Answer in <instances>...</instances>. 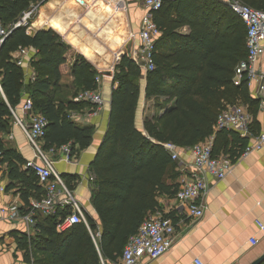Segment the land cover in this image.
I'll list each match as a JSON object with an SVG mask.
<instances>
[{"label": "trees", "instance_id": "trees-1", "mask_svg": "<svg viewBox=\"0 0 264 264\" xmlns=\"http://www.w3.org/2000/svg\"><path fill=\"white\" fill-rule=\"evenodd\" d=\"M238 1L264 10V0ZM29 2L0 0V21L4 25L10 24L8 20L16 21ZM215 3L224 11L201 22L190 21L191 31L181 41L172 31L184 21L161 26L165 38L173 40L172 49L164 54L158 48L154 51L155 67L145 76L144 93L147 99L164 96L165 102L174 100V106L145 118L142 129L136 123L142 72L130 56H122L113 77L118 86L111 94L108 129L90 165L96 184L92 203L100 220L99 237H92L90 232L94 234L97 226L87 214L88 227L80 222L59 232L57 224L70 210L56 207L36 223L38 236L31 242L41 254L34 258L33 264L118 262L126 242L150 213L158 210L168 218L156 197L175 196L179 182H175V175L172 182H166V175L172 172L176 161L162 143L187 147L213 134L212 155L227 154L236 160L250 137L258 134L259 99L250 93L244 76L239 84L234 83L235 66L246 56L245 25L226 5ZM154 22L159 26L156 17ZM19 47H33L38 55L33 62L35 78L25 88L33 107L48 120L44 148L57 149L67 143L81 147L90 143L91 127H79L69 118L87 101H69L62 106L49 95L51 87L57 89L59 66L70 48L52 29H40L29 35L26 27H17L0 45V85L5 97L0 95V131L6 129L11 109L21 99L22 70L8 55ZM74 70L82 80L81 90L96 88V71L89 62L78 59ZM234 104L243 105L250 115V136L242 137L232 130L214 132L219 112ZM0 149L2 162L12 156L16 161L12 166L24 163L14 150L5 149L1 141ZM27 170L41 188L36 175Z\"/></svg>", "mask_w": 264, "mask_h": 264}, {"label": "crops", "instance_id": "crops-1", "mask_svg": "<svg viewBox=\"0 0 264 264\" xmlns=\"http://www.w3.org/2000/svg\"><path fill=\"white\" fill-rule=\"evenodd\" d=\"M216 1L229 8L227 0H164L162 7L152 14L153 21L156 17L160 26L155 22L160 30L155 40V51L158 48V52L164 54L172 49L173 40L171 37L165 38L161 27L163 23L184 21L172 31L177 34V40L181 41L180 38L188 36L191 31L190 21L201 22L210 15L215 16L224 11L223 7L219 8L216 5ZM132 2L130 0H34L33 2L31 0L28 7L20 13L21 17L24 12L32 10L30 25L26 28L27 34L32 35L40 29H52L70 47L64 54L65 61L59 66L60 79L57 89L51 87L49 91V95L58 104L67 106L69 101L75 102L73 100L75 93L83 91L80 75L74 70V64L78 61L77 56L89 62L96 71L95 78L100 79V94L104 101L102 108L98 110L96 106L85 102L81 108L73 111L78 114V117L70 118L79 127H91L90 143L81 147L78 144H72L71 162H65L60 151L51 156L54 170L77 202L84 217L87 214L95 222L97 231L94 234L90 232L93 238L99 237L100 220L92 203L96 184L94 178H91L93 174L90 165L108 129L111 94L112 90L118 86L113 78L115 67L125 54L133 59L132 56L140 42L139 27L147 12L140 2L138 4L141 10L137 9L136 4ZM110 7L112 12L106 11ZM117 10L119 14L116 15ZM71 11H75V16H72ZM230 19L226 20L230 21ZM8 22L11 24L15 21L8 20ZM56 23L61 27L55 26ZM96 33L101 38H95ZM122 35H125L123 42H126L125 50L111 51L113 60L110 63H96L94 60L96 53H104L108 46L120 47L118 36ZM95 40L98 42L94 43ZM105 40L107 43L104 42ZM128 44L130 52L127 48ZM100 48L102 51L98 50ZM8 55L16 63L18 60L21 61L17 65L22 70L23 86L20 103L14 107V112L23 121H27V116L21 110V104L29 97L25 86L34 80L33 74L35 78L33 62L38 58L37 51L33 47H19L10 51ZM263 65L264 56L257 62V66L263 67ZM141 72L140 98L136 110V123L140 129L143 128L145 118H152L174 106V100L165 102L164 96H154L149 99L145 97L147 73L142 70ZM253 87V90L249 87L250 93L257 98L256 84ZM0 95L5 98L3 92H0ZM256 120L259 123L258 134L264 133V107L259 106ZM0 141L5 149L14 150L24 162L34 155L21 127L14 123L13 115L10 122L8 120L6 129L0 131ZM251 143H253L252 137L248 144ZM40 144L44 148V139ZM217 157L228 159L232 165L231 170L222 179H216L211 175L206 176L209 190L204 197L206 209L201 219L195 220L189 217L184 206L179 205L173 195L156 197L163 212L175 225V241L171 248L159 258L151 260L144 257L139 264H196L195 259H199L202 264H250L264 253V233L255 223V220L264 223V150H255L244 158H240L239 154L236 160H232L227 154H219ZM180 158L172 172L169 171L166 175L167 183L173 181L171 177L174 175L175 182H179L184 175L183 167L192 162L189 152H181ZM14 162L16 161L13 157L9 156L0 168L2 185L0 208L14 204L19 212L24 214L28 212L32 200L45 196V189L37 186L34 176H30L24 163L12 166ZM64 196V193H60V199ZM47 215L49 213L36 211L34 223L30 225L24 221L7 219L0 211V264H33L34 258L41 254L31 242L38 236L36 223L44 220ZM251 237H255L258 243L251 244ZM118 263L119 261H107L103 264Z\"/></svg>", "mask_w": 264, "mask_h": 264}, {"label": "built area", "instance_id": "built-area-1", "mask_svg": "<svg viewBox=\"0 0 264 264\" xmlns=\"http://www.w3.org/2000/svg\"><path fill=\"white\" fill-rule=\"evenodd\" d=\"M147 10L138 31L139 45L133 54L136 65L147 73L155 67L154 51L155 40L160 30L152 19L154 11L162 7L164 0H136ZM229 8L243 21L246 27V48L247 54L235 66L234 83L239 84L242 76L246 78L247 85L256 84V96L259 99V106L264 107V65L257 66L258 60L264 56V10L254 9L238 0H227ZM32 10L24 12L21 17L9 25H4L0 21V44L7 38L9 33L17 27H28ZM21 63L20 60L17 61ZM34 79V74L32 75ZM96 88L83 90L74 96L75 102L87 101L96 106L99 110L104 101L100 94V79L95 78ZM0 92L1 86H0ZM22 112L27 116V121L19 118L14 109L11 113L14 123L21 127L27 141L33 149L34 155L31 159L24 162V167L30 169L37 177L39 185L44 187L45 196L30 202L28 212L21 214L14 204H9L0 208V211L7 219L24 221L26 224L34 223L36 211L53 213L56 206L70 208V212L63 217L57 224L59 232H65L74 224L83 222L87 225L85 217L77 202L64 186L58 173L53 167V156L60 151L65 162H71V143L64 144L57 149L52 147L44 149L40 144L46 135L48 126L47 118L33 107L31 98L27 97L21 104ZM78 117L76 112H72L69 118ZM251 117L245 107L241 104L229 105L219 112L213 130H232L242 137L250 136ZM145 133V132H144ZM213 137L208 136L191 146L179 147L171 142L162 143V146L169 153L173 161H180L181 152H189L192 162L183 167L184 175L179 181V188L174 199L179 205L184 206L186 214L199 220L202 218L206 209L204 197L209 190L206 176L211 175L216 179H222L231 170V163L226 158L215 157L212 155ZM253 138V143L246 145L240 158L248 156L255 150H264V133H259ZM2 150L0 149V168L2 166ZM94 178L93 176L91 177ZM0 190L2 185L0 183ZM60 193L65 196L60 199ZM68 208V209H69ZM260 231L264 233V223L255 220ZM175 241V225L172 220L165 218L162 212L156 210L150 213L139 225L137 232L130 236L123 247L118 264H139L142 258L157 259L166 253ZM250 243L255 245L258 240L250 238ZM196 264H202L199 259H195Z\"/></svg>", "mask_w": 264, "mask_h": 264}, {"label": "rangeland", "instance_id": "rangeland-1", "mask_svg": "<svg viewBox=\"0 0 264 264\" xmlns=\"http://www.w3.org/2000/svg\"><path fill=\"white\" fill-rule=\"evenodd\" d=\"M31 1V0H30ZM127 1H129V0H127ZM130 1H133L132 3H135L136 5L135 6H137V9H140V5L138 4V1H136V0H130ZM33 2H34V0H33ZM141 10V9H140ZM31 20H29V22H30ZM124 36L125 35H122V36H118V38H119V40H120V43H121V46L120 47H115V48H111V47H106L105 49H106V51H103L104 53H100V54H98V53H96V55H95V62L96 63H102V62H106V63H110V62H112L111 60H113V56L111 55V51H116V52H119V50H121V51H124L125 50V43H123L125 40H124ZM103 40V39H102ZM104 42H106V40L104 41ZM107 43V42H106ZM123 44V45H122ZM98 50H100V51H102V48H100V49H98ZM78 57V59H80V58H82V57H80V56H77ZM97 58V59H96ZM103 64V63H102ZM251 90H253V84L251 85Z\"/></svg>", "mask_w": 264, "mask_h": 264}, {"label": "bare ground", "instance_id": "bare-ground-1", "mask_svg": "<svg viewBox=\"0 0 264 264\" xmlns=\"http://www.w3.org/2000/svg\"><path fill=\"white\" fill-rule=\"evenodd\" d=\"M63 1H64V0H63ZM101 2H102V1H101ZM64 4H65V3H64ZM57 8H58V7H57ZM114 10H116V9H114ZM57 11H58V10H57ZM106 11H108V12H112V8L110 7V8H109L108 10H106ZM71 14H72V16H75V11H74V12L71 11ZM115 14H116V15L119 14V10H117V12H116ZM94 19H96V16H94ZM64 20H65V19H64ZM114 20H115V17H114ZM112 22H113V21H112ZM45 26H46V25H45ZM55 26H60V25L56 23ZM60 27H61V26H60ZM32 29H33V28H32ZM95 32H96V31H95ZM96 37H97V38H101L100 36L97 35V33H96V35H95V38H96ZM97 42H98L97 40L94 41V43H97ZM88 56H91V55H88Z\"/></svg>", "mask_w": 264, "mask_h": 264}, {"label": "water", "instance_id": "water-1", "mask_svg": "<svg viewBox=\"0 0 264 264\" xmlns=\"http://www.w3.org/2000/svg\"><path fill=\"white\" fill-rule=\"evenodd\" d=\"M10 33H9V35H10ZM127 48H128V51L130 52V45L129 44H128ZM250 264H264V253L262 255H260L258 258H256L254 261H252Z\"/></svg>", "mask_w": 264, "mask_h": 264}]
</instances>
